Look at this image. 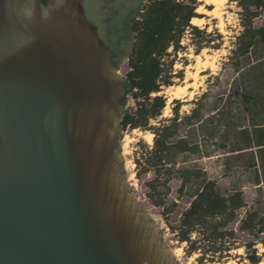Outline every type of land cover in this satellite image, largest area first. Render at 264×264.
I'll list each match as a JSON object with an SVG mask.
<instances>
[{
    "label": "water",
    "instance_id": "obj_1",
    "mask_svg": "<svg viewBox=\"0 0 264 264\" xmlns=\"http://www.w3.org/2000/svg\"><path fill=\"white\" fill-rule=\"evenodd\" d=\"M124 93L83 0H0V264H180L126 180Z\"/></svg>",
    "mask_w": 264,
    "mask_h": 264
},
{
    "label": "trees",
    "instance_id": "obj_2",
    "mask_svg": "<svg viewBox=\"0 0 264 264\" xmlns=\"http://www.w3.org/2000/svg\"><path fill=\"white\" fill-rule=\"evenodd\" d=\"M229 2L237 9L240 27L232 42L229 60L233 71L241 74L252 61L264 58V20L260 26L255 25L264 15V0ZM200 5L202 3L198 0H143L134 12L128 24L131 47L127 71L122 79L125 93L120 124L122 131L137 129L153 135L150 146L142 141L138 143L140 151L134 159L137 177L148 173L154 175L146 183V195L152 205L164 208L169 183L173 180L180 181L178 196L190 198L178 225L171 227L173 239L185 245V255L196 254L197 264H222L232 257L231 251L243 247L247 261L244 264H258L264 258V239L258 241L263 247L259 253L256 242L239 246L235 231L228 227L237 219V211L246 206L242 191L233 189L229 194L221 193L216 181L192 163L211 156L213 152H201V144L194 134V128L200 130L202 107L198 104L189 114L180 115V103L174 100L172 117L160 119L166 98L158 93L163 87L171 86L173 78H182L181 72L174 74L172 70L178 53H185L189 46H193L197 56L214 40L211 34L191 23L193 18H205V15L196 13ZM206 8L211 9L210 6ZM187 34L190 41L183 45ZM216 37L220 43L212 48L219 49L222 36ZM115 67L117 70L116 62ZM128 99L132 100L133 107L124 109ZM241 102H247L244 94ZM203 122L207 124L204 135L213 139L215 150L218 145L214 138L218 133L214 115L204 118ZM261 181L264 187V173ZM239 230L250 235L264 232V214L247 210L240 220ZM238 258L243 259L242 256Z\"/></svg>",
    "mask_w": 264,
    "mask_h": 264
},
{
    "label": "rangeland",
    "instance_id": "obj_3",
    "mask_svg": "<svg viewBox=\"0 0 264 264\" xmlns=\"http://www.w3.org/2000/svg\"><path fill=\"white\" fill-rule=\"evenodd\" d=\"M143 0H83L85 15L96 27L100 40L104 46L109 49L114 56L117 64V74L123 79L127 71V57L131 47V38L128 31V24L134 12L140 7ZM202 3L198 7V14L205 15L203 21L197 25L211 34L213 42L209 47L201 50L198 59L194 55V47L189 46L185 53H178L175 58L172 70L174 74L182 73V78H173L172 85L163 87L158 95L166 98L165 107L160 119H167L173 115L174 100L179 101L180 115L189 114L199 104L201 113H210L214 111L217 105L231 104L236 107L241 102V96L238 92L239 82L237 74L233 71L229 55L233 48L236 35L240 31L237 9L230 0H224L217 7L218 16L204 13V10L212 11L215 5L206 4L205 0H198ZM222 5V6H221ZM211 7L208 10L206 7ZM197 9V10H198ZM204 9V10H203ZM197 13V11H196ZM220 15V16H219ZM264 15L256 21V26L261 25ZM223 24V25H222ZM217 35L222 36V46L219 49L212 48L220 43ZM190 41L189 34L183 39L182 44L186 45ZM199 62V63H198ZM199 66V67H198ZM196 73L195 79L190 77ZM187 86L186 92L181 94L179 99L171 98V92L177 87ZM203 95L204 98H201ZM133 107V102L128 99L124 109ZM157 124V121H153ZM194 134L201 144V151H214L213 139L206 135L200 139V130L194 128ZM198 130V131H197ZM148 132L141 130L121 131L119 145L125 169L126 180L131 186L137 200L143 208L149 213L151 218L157 224L164 241L170 247L175 258L180 264H197V255L187 257L184 251V244H179L173 239L171 227L178 225L181 213L189 206L190 198L188 196H178L177 189L180 185L179 180H173L169 183V193L165 198L164 208H158L152 205L147 198L148 188L146 183L153 178V173L136 176V166L134 159L138 157L140 151L139 142L142 141L150 146L152 140L148 141ZM153 139V135H152ZM202 141V142H201ZM151 142V143H150ZM222 158L212 157L210 159H196L194 164L205 170L208 176L214 179L221 193L229 194L233 189H239L243 193V200L246 206L237 211V219L229 224L238 239V245L241 246L247 242H256L255 247L258 252L263 251L260 240L264 239V232L250 235L247 232L239 230L240 220L244 217L247 210H257L264 214V187L260 189L250 185V177L242 175L241 172H226L221 169ZM191 165V164H190ZM133 174V175H132ZM132 175V176H131ZM232 257L222 264H244L245 250L239 247L231 251ZM242 256L243 259H239ZM258 264H264V258Z\"/></svg>",
    "mask_w": 264,
    "mask_h": 264
},
{
    "label": "crops",
    "instance_id": "obj_4",
    "mask_svg": "<svg viewBox=\"0 0 264 264\" xmlns=\"http://www.w3.org/2000/svg\"><path fill=\"white\" fill-rule=\"evenodd\" d=\"M237 78L239 95H245L246 103H240L238 107L217 105L214 111L201 113L199 138L205 136L207 124L202 121L209 115H214L218 133L214 138L217 148L211 156L202 158H222L221 169L240 171L250 177V185L258 188L262 187L264 173V58L252 61L247 70L237 74Z\"/></svg>",
    "mask_w": 264,
    "mask_h": 264
},
{
    "label": "bare ground",
    "instance_id": "obj_5",
    "mask_svg": "<svg viewBox=\"0 0 264 264\" xmlns=\"http://www.w3.org/2000/svg\"><path fill=\"white\" fill-rule=\"evenodd\" d=\"M224 0H205V3L206 4H211V5H215L214 7V9L212 10V11H207V10H204V13H207V14H211L212 16H214V17H217L218 16V13H217V7H218V5L220 4V3H222ZM223 4V3H222ZM222 6V5H221ZM200 9V8H199ZM199 9L197 10V13L199 12ZM220 16V15H219ZM203 21V19H199V18H193L192 20H191V23L193 24V25H195V26H197V25H199V23L200 22H202ZM201 24V23H200ZM223 25V24H222ZM197 58L196 59H198L199 58V56H196ZM199 63V62H198ZM199 67V66H198ZM196 73H194V75H191L190 77H193L194 79H195V77H196ZM186 88H187V86H184V87H177L176 89H175V91L174 92H171L170 93V95H172V97L171 98H173V99H179V97H181L180 95L181 94H184L185 92H186ZM148 141H151L152 140V134H148ZM151 143V142H150ZM133 175V174H132ZM131 175V176H132Z\"/></svg>",
    "mask_w": 264,
    "mask_h": 264
},
{
    "label": "flooded vegetation",
    "instance_id": "obj_6",
    "mask_svg": "<svg viewBox=\"0 0 264 264\" xmlns=\"http://www.w3.org/2000/svg\"><path fill=\"white\" fill-rule=\"evenodd\" d=\"M42 4L44 5H48L49 3H51L53 0H40Z\"/></svg>",
    "mask_w": 264,
    "mask_h": 264
}]
</instances>
